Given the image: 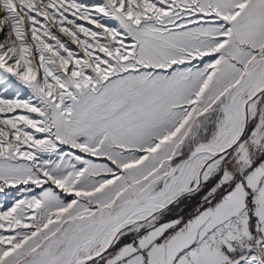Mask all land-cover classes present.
I'll return each mask as SVG.
<instances>
[{
	"label": "snow or ice",
	"instance_id": "6c2138e0",
	"mask_svg": "<svg viewBox=\"0 0 264 264\" xmlns=\"http://www.w3.org/2000/svg\"><path fill=\"white\" fill-rule=\"evenodd\" d=\"M0 32V264H264V0H0Z\"/></svg>",
	"mask_w": 264,
	"mask_h": 264
},
{
	"label": "rangeland",
	"instance_id": "374dc122",
	"mask_svg": "<svg viewBox=\"0 0 264 264\" xmlns=\"http://www.w3.org/2000/svg\"><path fill=\"white\" fill-rule=\"evenodd\" d=\"M101 1H98V3H100ZM81 23H84L86 27H93L94 26H88L85 22L80 21ZM4 35V34H3ZM3 35H0V37H3ZM76 46L73 45V48H75ZM19 83V82H17ZM17 91H23L25 94L21 97L22 99L26 98L28 96V94L30 93V90L26 88V86L24 85H19L18 88H12V90L10 92H8L10 98H15ZM18 112L21 110H17ZM39 135V134H38ZM21 188L25 187V186H19ZM38 191V190H37ZM19 196V193L16 192L15 188H11V189H6L5 192L0 193V204H3L5 206V209L12 204V202ZM22 198V197H21ZM181 209L187 211V212H191L193 209L191 207V202H189L188 205H182ZM179 211V209H178Z\"/></svg>",
	"mask_w": 264,
	"mask_h": 264
},
{
	"label": "bare ground",
	"instance_id": "6f19581e",
	"mask_svg": "<svg viewBox=\"0 0 264 264\" xmlns=\"http://www.w3.org/2000/svg\"><path fill=\"white\" fill-rule=\"evenodd\" d=\"M98 1H101V0H84V2H85V3H88V4L98 3ZM82 22H85L88 26H91V25H89L86 21H82ZM0 35H3V33L0 32ZM66 39H67V38H66ZM11 90H12V88L9 89V92H10ZM19 94H20V97H22L25 93H24L23 91H20ZM5 95H6V96H7V95L9 96L8 93H6ZM8 96H7V97H8ZM15 96H16V95H15Z\"/></svg>",
	"mask_w": 264,
	"mask_h": 264
}]
</instances>
